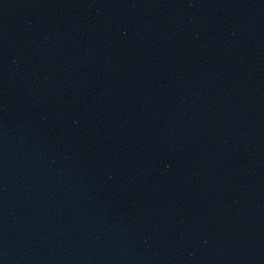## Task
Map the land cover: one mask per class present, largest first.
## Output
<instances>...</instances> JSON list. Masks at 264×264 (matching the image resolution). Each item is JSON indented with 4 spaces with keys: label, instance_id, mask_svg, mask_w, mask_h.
I'll use <instances>...</instances> for the list:
<instances>
[{
    "label": "water",
    "instance_id": "obj_1",
    "mask_svg": "<svg viewBox=\"0 0 264 264\" xmlns=\"http://www.w3.org/2000/svg\"><path fill=\"white\" fill-rule=\"evenodd\" d=\"M0 264H264V0H0Z\"/></svg>",
    "mask_w": 264,
    "mask_h": 264
}]
</instances>
